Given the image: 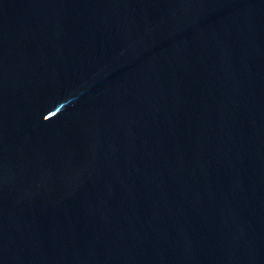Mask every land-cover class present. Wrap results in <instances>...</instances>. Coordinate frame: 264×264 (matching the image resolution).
<instances>
[{
  "label": "water",
  "instance_id": "95a60500",
  "mask_svg": "<svg viewBox=\"0 0 264 264\" xmlns=\"http://www.w3.org/2000/svg\"><path fill=\"white\" fill-rule=\"evenodd\" d=\"M0 264H264V0H0Z\"/></svg>",
  "mask_w": 264,
  "mask_h": 264
}]
</instances>
